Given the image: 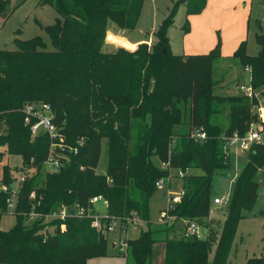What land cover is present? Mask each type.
<instances>
[{"label":"trees","instance_id":"16d2710c","mask_svg":"<svg viewBox=\"0 0 264 264\" xmlns=\"http://www.w3.org/2000/svg\"><path fill=\"white\" fill-rule=\"evenodd\" d=\"M143 2L39 0V6H50L58 15L53 25L43 27L53 50L47 51L40 37L16 39L15 50H0V146L20 155L23 164L33 169L17 192L14 226L0 230V264H86L106 257L108 237L94 227L92 218L68 216L47 223L41 218L25 224V217L32 212L45 217L62 207L69 212L75 205L87 209L89 200L97 196L107 202L101 225H107L110 218L125 224L133 217L146 225L137 238L125 241L126 248L119 253L125 264H152L156 243L164 244L163 264H229L237 225L257 198L254 178L264 166V144L249 150L248 162L235 178L220 230H210L204 239L183 235L189 222L205 227L213 176L228 167L224 139L244 136L256 119L244 97L212 95L219 45L206 54L170 52L167 33L176 6H184L186 17L198 15L206 0L175 2L154 32L156 41L150 48L140 44L134 53L102 51L109 24L133 30ZM182 30L188 33L187 21ZM257 44L255 57L246 54L242 42L233 58L250 67L251 87L264 98L263 34L257 36ZM120 47L135 50L136 45ZM101 101L106 108H100ZM28 103L49 105L53 124L65 138L63 154L69 159L61 161L58 172L44 169L50 146L47 136L31 140L22 112ZM181 104L188 105L185 124ZM220 105L233 113L232 124L226 129L215 121ZM117 107L127 116L118 113ZM196 132H203L206 138L196 139ZM103 139L107 141L106 167L100 174ZM170 170H199L202 174L182 178L180 202L164 211L167 221L161 216L159 226L151 227L149 201L157 182L167 179ZM0 175L1 220L7 214L6 201L14 180L8 167ZM1 184L8 191L3 192ZM31 192L35 202L29 199ZM47 226L54 228L52 234L46 231ZM245 264H264V254Z\"/></svg>","mask_w":264,"mask_h":264},{"label":"rangeland","instance_id":"374dc122","mask_svg":"<svg viewBox=\"0 0 264 264\" xmlns=\"http://www.w3.org/2000/svg\"><path fill=\"white\" fill-rule=\"evenodd\" d=\"M177 1L178 0H144L141 14L133 30L123 31L118 29L114 24H109L102 51L113 52L121 49L129 53H134L138 50L140 45H136L135 43L139 42H142L141 44H147L150 48L156 41L154 32L168 16ZM38 3L39 0H0V50L13 51L16 49L14 40L27 41L35 37L42 38L46 44L47 51L53 50L50 39L43 27L53 25L58 15L52 7L39 6ZM176 7L173 16V24L168 29L167 33L170 42V50L173 55L182 54L184 52L183 44L185 39L183 38L182 30L186 22L185 9L181 4ZM196 20H198L196 23L197 30L189 39V45H193L199 41V43L202 42L205 44L206 48L210 42L212 43L213 39L217 42L216 46L219 45L220 47V45H223V48L221 47V57L213 64L214 86L212 88V95L229 98L244 97L247 99L239 91V86L247 76L244 72L246 66L240 64L237 59L224 55L230 51L238 39L245 42L246 54L248 56L255 57L257 55L259 49L257 36L260 34L264 35V0H210L207 13ZM206 24H209L213 28L207 27L208 25L205 26ZM258 25L263 29L262 33L258 32ZM112 34L114 37L111 36ZM123 45H136V48L135 50H128L120 47ZM124 64L128 65L130 61L124 60ZM120 86L121 85H118L117 87ZM254 94L253 99L247 100L250 102V111L256 119L253 124L259 127L260 115L262 118L264 117V98L261 96L259 90H254ZM100 105V108H106L102 101ZM180 106L185 124L188 120V105L181 104ZM115 109L118 113L127 116L125 110L120 111L119 107ZM71 115L74 116V113H71ZM232 116L233 113L227 106L220 105V112L215 117V121L226 129L232 124ZM123 120L125 119L123 118ZM128 124L132 123L128 122ZM2 128L3 127H0V132ZM34 138L36 137L31 136V140H34ZM64 141L65 138L63 143H65ZM106 144V139H103L101 145L102 153L98 165V172L100 174L104 173L106 167ZM50 150L52 149L49 146L48 154ZM69 151H73V148L69 147ZM225 152L227 153L228 167L216 172L213 176L211 182L212 215L210 218L208 217L203 220V225L205 227H200V239H204L210 230H215L217 232L220 230L228 210V204L226 202L231 199L233 194L235 175L248 162L249 152H242L236 147H231L229 150L225 149ZM0 154V174H2L5 167H8L12 179L14 180L10 188L12 191L18 190L17 177L23 173L32 174L33 169L23 164L20 155L9 153L7 146H0ZM66 158L67 160L69 159L68 157ZM156 163L160 165L159 162L156 161ZM44 169L46 172H52L49 166L44 165ZM194 171L196 170H188L184 173V176L195 174ZM197 174L200 175L202 172L198 171ZM254 179L258 184L257 198L252 210L250 212H244L237 225L229 264H245L246 260L264 254V166L258 170ZM166 184L170 187V193L178 194L182 190L183 180L178 178V171H169L168 178L165 179L163 185ZM1 186L4 187L5 185L1 184ZM5 187L7 188V186ZM214 198L223 200L222 204L213 205L212 202ZM168 204V189L166 187L156 188V191L149 201V222L151 227L159 226L161 212L167 210ZM90 213L95 216L102 215L106 213V207H104L102 203H99L91 208ZM45 220V223H47L52 220V218H46ZM32 221L33 220H30L25 224L30 225ZM14 224L15 216L7 213L1 217L0 230L8 231ZM130 228L131 230L127 232L126 235L121 234L120 236L116 232L108 234L109 244L107 256L88 260L86 264H125L124 259L119 254L125 250V247H122V243H124L127 238H137L141 229L146 228V225L142 222H138L135 228ZM53 230L54 228L52 226L46 227V231L49 234H52ZM175 234L177 237L179 236L177 231ZM112 242L116 246L114 250L110 247ZM153 257L154 264H161L160 246L154 248Z\"/></svg>","mask_w":264,"mask_h":264},{"label":"built area","instance_id":"2783aa9c","mask_svg":"<svg viewBox=\"0 0 264 264\" xmlns=\"http://www.w3.org/2000/svg\"><path fill=\"white\" fill-rule=\"evenodd\" d=\"M111 36L114 37L112 34ZM108 38V36H107ZM112 43V42H110ZM115 46H118L115 43H112ZM244 72L249 74L251 76V69L250 67L246 66L244 69ZM250 79L247 82L242 83L239 86V91L245 96L247 99H253L254 98V89L251 87L250 84ZM263 111V110H262ZM261 111V112H262ZM22 112L24 114V123L25 125L30 127V133L33 137L41 136V135H46L47 138L49 139L50 142V147L52 150H50V153L47 156V159L45 161L46 166H49L52 169V172H58L60 170V167L62 165L61 161H68L66 156L63 154V151L65 149L64 143H63V136L61 135L59 129L53 124V114L51 111V108L49 105L44 104V103H28L25 104ZM263 134H264V119L260 115V123L259 127H256L254 124L250 125V128L248 132L244 136H238V135H233L230 138H225L224 139V150H229L231 147H236L238 150L242 152H249L252 146L254 145H262L264 144L263 142ZM195 138L198 140H204L206 138L205 134L203 132H196L194 134ZM226 153V152H225ZM227 155V153H226ZM183 172H178V178L182 179L184 177ZM18 178V190L21 184L25 181L26 179V174H20ZM165 180H160L156 184V188L162 187L164 184ZM1 190L3 192L8 191L6 187H2ZM18 190H11V196L10 198L7 199V213L13 215L15 203H16V196ZM184 195L183 189L178 193V194H173V193H168V208L166 211H168L169 207H171L173 204H178ZM29 199L33 200L35 202V193L31 192L29 195ZM223 200L221 199H214L213 200V205H221ZM102 203L104 207H107V202L102 198V197H93L92 199L89 200V207L87 209H84L80 207L79 205H75L72 210V214L69 212L68 208L62 207L58 212H55L51 215L48 216H41L39 214H36L34 212L30 213L28 216L25 218V223H27L30 220H33L34 222L37 219H43L46 221V218H52L57 219V220H64L68 216H76L78 218H92L94 221V227L97 230H102L105 235L108 234H113V233H118L120 236L121 234H127L128 229L130 227L135 228L137 226L138 222H141L137 217L133 218H127L125 220V224L122 223V221L119 218H110L108 220L107 225H101V219L105 217L106 213L102 215H93L90 213V210L93 206H96L97 204ZM228 203V201L226 202ZM39 202H36V205H39ZM161 216L165 218L167 221L168 216L166 212L162 213ZM186 224V223H185ZM62 229H64V226H62ZM200 234V227L194 222H189L186 224L185 232H184V237L188 238L191 236H195L198 239ZM122 247L126 248L125 242L122 243Z\"/></svg>","mask_w":264,"mask_h":264},{"label":"crops","instance_id":"0c3cea01","mask_svg":"<svg viewBox=\"0 0 264 264\" xmlns=\"http://www.w3.org/2000/svg\"><path fill=\"white\" fill-rule=\"evenodd\" d=\"M209 4H210V0H206V4H205V8L203 9V11L198 14V15H192V16H187L185 19V21H187L189 23V31L188 33L184 34L183 33V38L184 39V44H183V50L184 52L182 54H176V55H198V54H206L208 51H211L215 48L216 46V40L213 39L212 43L210 42V44H208V46L205 48V44H203L202 42L199 43V41H197L196 43H194L193 45H189V39L191 38L192 35H194L196 33V30H197V21L196 19H199L200 17L203 16V14L207 13V9L209 8ZM185 9V8H184ZM208 25V26H207ZM205 26L207 27H212L210 26L209 24H206ZM213 28V27H212ZM263 30V29H262ZM169 38V37H168ZM244 42L243 40L241 39H238V41L232 46V48L230 49V51L228 53H226L224 56H227V57H232L233 58V54L236 52V50L238 49V47L240 46V44ZM142 42H139V43H135L136 45L137 44H141ZM221 47L223 48V45L221 46L220 45V57H221ZM169 49H170V42H169ZM259 50V49H258ZM170 52H172L170 50ZM247 53V51H246ZM173 54V53H172ZM234 59V58H233ZM227 63V61H226ZM228 67V66H227ZM229 70V68H228ZM247 76L245 78V80H243L242 82H247L249 80V78L251 77L249 74L245 73ZM264 116V114H263ZM264 118V117H263ZM242 169V168H241ZM241 169L237 172V174L235 175V177L238 176V174L240 173ZM199 170H196L194 171L195 174L197 175ZM162 187H166L168 189V193L170 192V187L168 186V184L166 185H163ZM166 196V195H164ZM211 199V198H210ZM214 199H217V198H214ZM213 199V200H214ZM212 201V200H211ZM229 201V200H228ZM213 203V202H212ZM228 204V203H227ZM212 215V210H210V214H209V218L211 217ZM225 220V218L223 219V221ZM131 230V228L128 229V232ZM140 233V232H139ZM139 236V235H138ZM127 238V237H126ZM128 239V238H127ZM156 246H160V249H161V260H160V263L163 264L164 262V244L163 243H156L154 246H153V250H152V264H154V257H153V252H154V248ZM111 249L114 250V248H116L115 244L112 242L111 244ZM125 261V260H124Z\"/></svg>","mask_w":264,"mask_h":264},{"label":"water","instance_id":"95a60500","mask_svg":"<svg viewBox=\"0 0 264 264\" xmlns=\"http://www.w3.org/2000/svg\"><path fill=\"white\" fill-rule=\"evenodd\" d=\"M257 30H258V32H260V33H262V31H263L260 25H258V29H257ZM70 213L72 214L73 212L70 211Z\"/></svg>","mask_w":264,"mask_h":264}]
</instances>
